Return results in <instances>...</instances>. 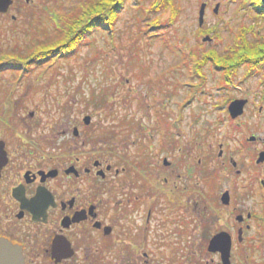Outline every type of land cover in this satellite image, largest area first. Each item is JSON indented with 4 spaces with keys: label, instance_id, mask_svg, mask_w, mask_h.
Masks as SVG:
<instances>
[{
    "label": "rangeland",
    "instance_id": "rangeland-1",
    "mask_svg": "<svg viewBox=\"0 0 264 264\" xmlns=\"http://www.w3.org/2000/svg\"><path fill=\"white\" fill-rule=\"evenodd\" d=\"M139 2L147 9L153 0ZM256 2L173 0L165 9L147 14L129 1L113 31L96 32L70 60L31 65L22 79L18 72L10 70L0 74V110L9 115L13 102L19 117L25 119L29 111L35 112L42 125L41 133L54 136L61 127L89 126L90 133L93 130L100 138L105 137L107 145L110 131L122 146L128 140V119L133 120L146 140L156 135L151 131L156 122L154 115L169 116L173 119L174 126L169 122L173 134L178 131L180 140L195 134L196 140L205 137L207 153L211 150L216 156L220 149L223 151V158L212 161L219 164L215 163L211 172L221 170L218 184L210 189L213 200L222 205L220 198L227 190L231 198L227 213L236 207V216L243 214L242 209L255 210L260 216L259 224H235V214L227 224H194V263L219 262L218 253L208 252L207 241L212 234L225 230L232 236L231 264H264V162L255 163L257 152L264 150V68L258 75L245 78L247 63L234 73L232 69L228 72L215 68L209 57L212 51L222 53L233 47L234 35L243 24H257L264 30V23L254 10ZM202 3L203 22L199 25ZM39 6V0H14L7 14L0 16V37H6L5 27L9 29L7 35L11 34L9 20L16 16L25 18L26 12L32 15V11L41 9ZM171 18L176 21L166 26L164 23ZM150 19L159 20L163 27L152 29ZM0 47L12 50L9 44ZM19 96L25 104L23 109H19ZM100 96L107 98L102 109L93 105ZM236 98H246L247 102L243 113L231 118L227 107ZM85 115L91 116L88 125L83 122ZM133 134L138 136V132ZM250 135L256 136V141L246 145L244 140ZM60 138L59 135L55 140ZM229 159L238 160L233 169ZM250 176L255 177L258 192L255 187L251 196H243L242 185ZM240 227L243 238L238 242ZM181 245L187 247V243Z\"/></svg>",
    "mask_w": 264,
    "mask_h": 264
},
{
    "label": "flooded vegetation",
    "instance_id": "flooded-vegetation-1",
    "mask_svg": "<svg viewBox=\"0 0 264 264\" xmlns=\"http://www.w3.org/2000/svg\"><path fill=\"white\" fill-rule=\"evenodd\" d=\"M14 110L12 119L0 110V264H195L194 224H227L237 212L211 197L223 151L207 153L195 134L180 140L167 115H154L146 140L128 119L122 146L89 126L47 135L33 110L25 119ZM255 187L250 176L243 196ZM242 211L235 224H259Z\"/></svg>",
    "mask_w": 264,
    "mask_h": 264
},
{
    "label": "trees",
    "instance_id": "trees-1",
    "mask_svg": "<svg viewBox=\"0 0 264 264\" xmlns=\"http://www.w3.org/2000/svg\"><path fill=\"white\" fill-rule=\"evenodd\" d=\"M39 1L42 7L32 11V15H28L29 12H26L25 18L19 19L16 16L15 20H9L11 25L9 36L12 37L7 35L9 29L5 27L7 30L4 31V36L6 37H0V41H2L0 45L9 44L12 50L6 48L3 50L0 47V74L10 70L18 72L22 79L28 73L31 65L38 67L49 60H70L79 54L84 45L88 43L89 38L96 32L111 33L129 1H134L137 8L147 14L156 13L160 9H165L169 4H173V0H153L149 4L150 7L145 9L139 2L140 0ZM24 4L28 5L29 3L24 1ZM254 10L260 15L264 23V5L261 0H257L254 4ZM175 21V18H171L168 23L164 24L171 26ZM150 24L152 29L163 27V24L160 25L157 19ZM263 31V27L257 24L250 23L240 26L234 35L235 44L233 47L225 49L222 53L211 52L209 57L214 67L217 69L225 68L228 72L233 70L235 73L238 67L244 65L245 62L248 68L245 78L258 75L264 68ZM253 49L254 51H252ZM197 75L201 77L200 73ZM11 91L9 88L8 92ZM17 100L19 109H23L25 104L22 97L19 96ZM12 103L10 107L13 110L14 105ZM106 103L107 98L100 96L93 105L102 109ZM8 116L13 118L11 114ZM244 142L249 143L247 140ZM231 168L233 169V167ZM205 172H209V170L205 169Z\"/></svg>",
    "mask_w": 264,
    "mask_h": 264
},
{
    "label": "water",
    "instance_id": "water-1",
    "mask_svg": "<svg viewBox=\"0 0 264 264\" xmlns=\"http://www.w3.org/2000/svg\"><path fill=\"white\" fill-rule=\"evenodd\" d=\"M264 5V0H261ZM13 3V0H0V13H6ZM204 3L201 4L199 8V25L203 22V14H204ZM247 99L244 98H236L233 99L228 104V112L231 118H236L241 115L244 110V105L246 104ZM86 124L90 121V116L86 115L83 118ZM250 140H254L255 137H249ZM264 162V150L258 152V157L256 159V163ZM235 165V162H233ZM221 201L223 204H228L230 201V196L228 191H224L221 195ZM242 216H237L238 220H241ZM238 240H242V228L238 229ZM231 247H232V236L229 232L225 230H221L219 232L214 233L208 241L207 250L209 252H218L220 255V261L215 264H231Z\"/></svg>",
    "mask_w": 264,
    "mask_h": 264
}]
</instances>
